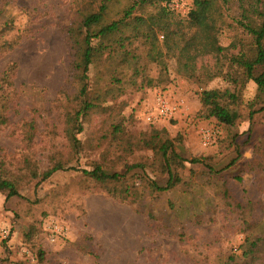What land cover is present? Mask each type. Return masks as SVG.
<instances>
[{
	"label": "rangeland",
	"instance_id": "1",
	"mask_svg": "<svg viewBox=\"0 0 264 264\" xmlns=\"http://www.w3.org/2000/svg\"><path fill=\"white\" fill-rule=\"evenodd\" d=\"M88 2L0 0V21L11 22L2 38L22 37L12 50L0 51V180L11 181L20 194L7 199L0 192V264H229L231 256L232 264H243L245 240L264 236V111L257 86L236 71L234 79L205 77L227 70L210 52L186 55L197 74L170 56L163 72L149 63L146 74L162 84L143 89L132 84L131 69L117 74L121 85L108 75L99 79L103 68L93 58L91 93L104 96L82 116L76 150L67 114L81 104L69 78L64 30ZM131 2L117 0L116 8ZM236 37L247 42L230 28L221 42L227 46ZM205 88L235 95L227 101L239 114L233 126L205 118ZM160 94L181 106L162 129L146 122ZM206 130L212 137L205 146ZM157 133L174 140L181 157L204 161L175 165L182 182L166 192L153 187L167 181L164 160L145 144ZM56 163L63 170L44 180ZM96 165L127 174L103 184L82 172ZM51 223L65 234L54 242Z\"/></svg>",
	"mask_w": 264,
	"mask_h": 264
},
{
	"label": "trees",
	"instance_id": "2",
	"mask_svg": "<svg viewBox=\"0 0 264 264\" xmlns=\"http://www.w3.org/2000/svg\"><path fill=\"white\" fill-rule=\"evenodd\" d=\"M172 1L132 0L118 10L117 0H89L86 7L77 8V16L64 30L70 49L69 78L76 86L81 104L80 109L67 114L68 139L76 150L80 148L76 135L83 131L82 116L97 108L104 96L91 93L90 66L93 58L103 68L97 74L99 79L108 75L111 84L121 85L117 74L131 69L134 77L132 84L137 89H143L162 84L146 74L149 63L157 64L163 72L166 70L164 59L170 56L179 68L197 74L198 71L184 61L186 55L199 56L210 52L221 58L227 70L225 74L220 70L205 77L210 79L217 74L229 77L232 71L240 73L246 81H252L257 86V99L262 104L259 111H264V0H194L186 12L171 10L169 4ZM147 7L154 8L149 16L143 12ZM10 24V21H0V51L12 50L22 38L18 36L13 41L2 38ZM225 28L241 31L247 35V42L236 37L229 45H223L221 36ZM140 48L146 53L144 65L141 64ZM138 77H141L139 83L135 80ZM230 78L234 79L232 75ZM65 97H68L67 91ZM200 98L205 118H214L227 126H233L238 120L239 114L227 102L235 99L234 94L205 88ZM149 125L163 128L160 124ZM145 144L161 154L167 171L168 178L162 186L153 182L158 192L169 191L182 182L174 170L175 165L185 167L187 163H204L202 158L187 160L181 157L175 150V141L163 140L159 133ZM135 167L139 166H132ZM61 170V163H56L44 172L43 179L47 180ZM82 172L103 184L115 182L127 174L109 173L101 165ZM0 192L6 193L7 199L20 195L8 180H0ZM243 249V264H264V236L247 238ZM229 259V264L235 263L234 256Z\"/></svg>",
	"mask_w": 264,
	"mask_h": 264
},
{
	"label": "built area",
	"instance_id": "3",
	"mask_svg": "<svg viewBox=\"0 0 264 264\" xmlns=\"http://www.w3.org/2000/svg\"><path fill=\"white\" fill-rule=\"evenodd\" d=\"M194 0H173L169 7L171 10L178 12H186ZM181 111V106L178 103L171 102L166 95L160 94L155 101L154 107L146 115V122L148 124H160L167 119H172ZM204 134V145L211 144L212 132L206 130ZM51 231V241L54 242L56 238L64 236L63 229L58 225L51 223L49 226Z\"/></svg>",
	"mask_w": 264,
	"mask_h": 264
}]
</instances>
